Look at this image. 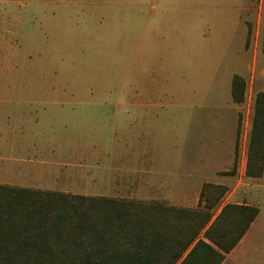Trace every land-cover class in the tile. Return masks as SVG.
Returning <instances> with one entry per match:
<instances>
[{
  "label": "rangeland",
  "instance_id": "1",
  "mask_svg": "<svg viewBox=\"0 0 264 264\" xmlns=\"http://www.w3.org/2000/svg\"><path fill=\"white\" fill-rule=\"evenodd\" d=\"M242 1L0 0V184L20 187L23 171L42 168L24 159H54L35 147L80 145L78 157L116 152L126 178L149 172L154 189L122 199L188 204L192 160L214 147L226 114L251 125L264 87V0L251 52ZM234 75L247 83L241 106ZM238 169L231 190L251 184Z\"/></svg>",
  "mask_w": 264,
  "mask_h": 264
},
{
  "label": "trees",
  "instance_id": "2",
  "mask_svg": "<svg viewBox=\"0 0 264 264\" xmlns=\"http://www.w3.org/2000/svg\"><path fill=\"white\" fill-rule=\"evenodd\" d=\"M246 87L236 75L234 103H245ZM246 174L264 175V92L255 97ZM228 192L208 183L193 209L0 184V264H223L260 213L222 207Z\"/></svg>",
  "mask_w": 264,
  "mask_h": 264
},
{
  "label": "crops",
  "instance_id": "3",
  "mask_svg": "<svg viewBox=\"0 0 264 264\" xmlns=\"http://www.w3.org/2000/svg\"><path fill=\"white\" fill-rule=\"evenodd\" d=\"M256 1L243 0L242 6L238 9L240 12L237 19L244 27L245 46L248 47L251 42L247 52L252 51L253 41H251V38L253 25L256 24ZM254 56L256 57V54ZM260 92H264V87L262 88L260 84L256 83V95ZM251 102L249 105L252 104ZM236 105L241 106L243 104ZM241 113V110H234L232 113L223 116L224 122L219 123L223 134L217 135L214 147H211L208 153L198 151L197 157L192 160L188 180L184 184V188L190 192V196L185 201L188 204L174 203L173 201L170 206L198 208L202 189L204 185L211 181H214L213 184L229 187V192L223 199L222 207L226 204L250 205L258 207L260 213L238 246L227 254L223 264H264V217L262 213V207H264V175L261 178H251L246 174L249 147L247 141L248 137L250 141L249 132L251 135L253 118L251 125L250 117H247L245 123L242 121ZM241 137L245 139L243 148ZM238 139L239 144L237 143ZM35 150V154L40 153V155L48 150L52 153L54 159L51 161H36L35 163H32L30 159H24L26 163L30 164V167H32L31 164L33 166L36 164L42 168L37 171L33 169L23 171L20 184H16L17 186L79 196L115 199L125 197V192L129 189V191H139L140 195L143 196L150 189H154V185L149 181L147 170L145 173L147 176L144 178L142 176H134V179L132 177L126 178L124 173L131 171L124 167V158H122V166H120V159L117 160L116 152L113 153L111 149L105 151V153L99 151L92 158H85L84 155L78 157L79 151L83 150L80 145L69 147L50 146L47 149L35 147ZM238 166H240L238 173H240L241 178L245 175L251 181V184H247L246 189H241L238 185L231 190L232 186L230 185H233L238 176L230 173L234 169L236 170ZM120 173L122 175H119ZM159 182L161 183L160 180ZM160 183L157 185L159 190L167 187L165 183H161V185ZM133 196V194H130V197ZM175 196L178 197L179 195L175 194Z\"/></svg>",
  "mask_w": 264,
  "mask_h": 264
}]
</instances>
